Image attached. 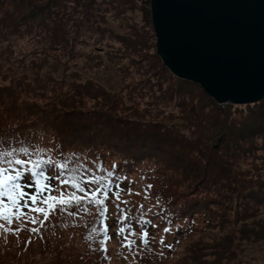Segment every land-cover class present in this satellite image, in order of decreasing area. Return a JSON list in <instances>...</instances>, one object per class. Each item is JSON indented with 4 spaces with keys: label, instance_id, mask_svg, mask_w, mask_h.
Wrapping results in <instances>:
<instances>
[{
    "label": "trees",
    "instance_id": "16d2710c",
    "mask_svg": "<svg viewBox=\"0 0 264 264\" xmlns=\"http://www.w3.org/2000/svg\"><path fill=\"white\" fill-rule=\"evenodd\" d=\"M150 8V0H0V44L6 43L0 46V98L7 95L21 109L29 106L35 97L30 90L37 86L59 96L47 98L42 104L33 103L26 111L25 122L20 120L21 112L4 118L2 114L8 108L0 105V152L26 147L30 153L39 151L45 159L67 160L68 167L61 175L64 178L70 169H76L74 175H77L78 162L74 161L83 153L97 160H111L115 165L114 178L117 174L145 171L144 181L153 183L154 176L146 167L154 162L165 166L170 176L164 170L167 179L162 184L169 187L170 179L180 182L178 194L162 211L141 218L145 227L134 219L132 228L148 230L157 221L172 226L166 223L169 222L177 228L173 229L178 238H182L199 226L194 219L233 204L236 217L232 219L231 229L234 231L216 244L213 260H201L199 255L195 264H226L223 260L231 264L233 259L243 263L245 259L238 256H244L245 244L264 242V226L247 227L244 222L264 214V176L252 170L264 169L260 152H264V99L250 103L246 114L235 117L239 111L236 104L219 103L199 83L174 74L157 52ZM138 14L144 30L138 28ZM146 29L150 30V36ZM17 38L31 41L33 54L42 57L36 78L26 89L18 87L27 76H13L15 67L12 75L3 69L15 62L16 52L11 44ZM137 54L138 60L134 57ZM23 61L18 60L19 71L24 69L20 66H27ZM77 61L92 70L112 63L124 71L126 62L136 64L138 78L146 77L141 88L150 91L152 98L174 104L176 108L173 107L166 120L159 119L164 112L160 107L154 111L151 104L144 110L128 105L119 92L87 78L79 70L69 71L71 62ZM61 66L64 68L60 70ZM126 74L132 76L131 72ZM13 78L17 87H13ZM154 87L158 88V95ZM129 88L134 91L137 87ZM88 99L94 100L92 107L84 110L74 106ZM29 111L34 112V118ZM17 155L28 158L19 151ZM246 158L252 167L245 164ZM258 159L261 161L255 162ZM80 170L91 171L87 164L81 165ZM46 172L53 177L54 188L59 184L55 176L60 170L46 166ZM112 181L109 195L119 185ZM25 191L32 194L36 189L26 187ZM40 195L45 197L48 193ZM233 198L236 201L231 203ZM20 204L26 210L25 200ZM27 204H31L30 199ZM240 222L243 226L239 227ZM28 247L25 251L22 247L13 249L14 264L20 263L21 252L25 264L29 263ZM39 253L47 252L41 249ZM105 258L106 254L99 251L97 257L91 256L85 262L106 264Z\"/></svg>",
    "mask_w": 264,
    "mask_h": 264
},
{
    "label": "rangeland",
    "instance_id": "374dc122",
    "mask_svg": "<svg viewBox=\"0 0 264 264\" xmlns=\"http://www.w3.org/2000/svg\"><path fill=\"white\" fill-rule=\"evenodd\" d=\"M137 17L138 28L143 29V21L141 15L138 14ZM146 28H150L147 26ZM144 30V29H143ZM150 36V30L146 29L145 31ZM4 40H1L3 42ZM24 43V45H23ZM6 43H1L0 46H4ZM12 47L16 52L15 62L3 66L4 70H9L11 75L13 73V68L15 67L17 71L13 76H27L23 79L24 83L22 86L19 85L18 88H28L31 85V82L35 80V73L39 69V62L42 57H37L36 54H33L31 41L24 42L23 38H17L12 41ZM92 47L89 46L90 49ZM154 51V48L153 50ZM138 60V54L134 55ZM24 59L23 63H26L27 66H20L24 68L22 71L18 70V60ZM66 60V59H65ZM107 62H111L107 59ZM30 63H33L32 65ZM64 66H61L60 70ZM138 66L136 64L129 65L126 62L123 67L124 71L120 69L119 65H114L108 63L106 66L97 69H87L83 67V62H71V67L69 71L76 69L82 72L87 78H91L94 81L104 85L106 88L119 92L123 101L133 107H138L139 109L144 110L145 107H148V104L154 108V111H157V108H162L164 112L161 114L160 118L168 120V114L174 109V104H167L165 102H160L159 100L152 98L147 90L141 88V85L145 82L144 78H138L137 73ZM47 70V69H46ZM131 72L129 74H126ZM1 79V76H0ZM14 86L17 87L18 83L15 82L16 78H13ZM1 81V80H0ZM17 83V85H16ZM141 83V84H140ZM166 84V83H165ZM164 84V85H165ZM166 86V85H165ZM41 87V86H40ZM40 87L37 86L35 90H30L35 97L28 104L26 108H17L16 103L10 99L8 96L0 98V105L4 108H8L2 116L7 118L15 112H21L20 120L25 122L26 120V111L31 108L33 103H44L47 98L58 99V95H53V92H46L40 90ZM129 87H137L132 91ZM30 88V87H29ZM141 88V89H139ZM156 89L155 95H158L160 92L158 88ZM151 93V92H150ZM3 96V95H2ZM89 101L76 102L74 106L80 107L82 109H88L92 107L94 100L88 99ZM157 101V103L155 102ZM236 104V103H234ZM246 104H236L235 108H239V111H236L235 117L246 114L247 105ZM17 109H19L17 111ZM167 112V114H165ZM34 118V112L29 111ZM164 116V117H163ZM6 119V120H7ZM264 157V152L260 151ZM194 153V152H193ZM192 153V154H193ZM78 156L75 158L74 162H78L77 165V177L81 171V165H89L91 171L89 174L95 173L96 175L107 176V172L112 169V161L105 158L97 160L96 158L86 155ZM195 154V153H194ZM234 162L237 160L233 159ZM247 165H251L250 160L246 158ZM261 160H256L255 162H260ZM103 166L101 168L100 166ZM154 162L150 163L148 168L149 174L154 176L153 183H148L144 181L145 171L137 172H127L124 174H117L115 178L112 176L110 179L114 180L115 183L121 184L123 187L113 190V194L109 195L107 201V213L102 216L101 212L103 211L102 207H98L92 204L89 200L83 201L81 204H67L59 205L57 204L55 210L50 211L47 219L44 218L42 213H36L29 207L31 204H27L26 210H23L26 213L25 216L16 218L13 216L11 218V223L5 215H0V263L1 264H14V259L12 257V251L16 248H21L27 250L29 257L28 264H58L63 262L66 264H81V261L84 264H87L85 260L89 261V257L98 256L99 251L106 254L105 263L106 264H195V257L200 255L201 260H213L215 257V248L217 243L222 241V238L228 233H232L234 230L233 221L236 217V210L233 204L230 208L219 207V212L201 216L194 221L199 225L194 231L190 232L187 236L178 238L179 235L176 234L177 228L174 227L173 223L166 222L172 226H168L164 223L158 224L155 223L153 226L149 227L148 231V244L145 245L143 240V231L140 227L138 229L132 228L131 222H134V219L140 223V226L145 227L141 223V218H150L154 213L162 211L169 203L174 200L176 194L179 192L181 186L180 182L175 183L174 179H170L169 187L162 184V181H165L166 175L170 176V171L165 166H159ZM247 167V166H244ZM252 167V165H251ZM107 170V171H105ZM165 174L164 175V171ZM256 175L264 176V169L256 170ZM88 171V170H87ZM68 179L66 174L65 178ZM52 191V195H59L60 192L65 194L76 191L71 185L60 184L58 182ZM80 183L83 185L85 182L80 180ZM126 185V186H125ZM148 185L154 186L153 188H148ZM87 187H92V185H87ZM132 189V193H128V189ZM120 193V200H117L115 193ZM139 193V194H137ZM78 195H83V193H77ZM172 196V197H171ZM46 197V196H45ZM215 194H214V197ZM5 203H10L8 200L4 199ZM122 201H127L128 203H122ZM236 198H233L231 203H234ZM120 204V210H117L116 205ZM143 205V207H141ZM38 206L47 207L44 204H41L38 200ZM217 209V210H218ZM13 212H16L17 209H12ZM101 217V218H100ZM126 217V218H121ZM262 217V218H261ZM139 218V220H138ZM35 219L36 224L31 223V220ZM247 223V227H256L261 228L264 226V214H259L257 218H247L244 219ZM182 222L184 220H181ZM185 222V221H184ZM71 223V226L69 225ZM72 223H76L73 225ZM135 224V223H134ZM187 225L186 223H184ZM239 227L243 224L242 222L238 223ZM68 225V227H67ZM107 225V229L105 226ZM236 226V224H235ZM190 229L192 228L191 226ZM32 228H37V232H32ZM123 228L124 232H120L119 229ZM168 228V232L163 230ZM175 228L176 230H174ZM193 229V228H192ZM18 230V231H17ZM182 231L181 229H178ZM107 232V235L110 237L108 241H104V235ZM134 234H130L133 233ZM178 233V232H177ZM238 235V233H236ZM127 236L129 240H134L135 243L130 247L125 246L124 237ZM163 239V243L161 240ZM235 242H238L236 236L234 235ZM233 239V240H234ZM30 241V242H29ZM171 245V247H168ZM105 247L107 251H105ZM245 254L244 256H238L244 258L242 262L231 261V264H264V242L256 243L254 245L245 244ZM47 252L46 254L39 253L40 250ZM239 248L236 249L237 255H239ZM31 251H35L36 254H32ZM24 252H21V258L19 264H25L23 261ZM46 255V257L44 256ZM239 260V258H238ZM224 263H228L227 260H223Z\"/></svg>",
    "mask_w": 264,
    "mask_h": 264
},
{
    "label": "water",
    "instance_id": "95a60500",
    "mask_svg": "<svg viewBox=\"0 0 264 264\" xmlns=\"http://www.w3.org/2000/svg\"><path fill=\"white\" fill-rule=\"evenodd\" d=\"M157 52L219 103L264 99V0H150Z\"/></svg>",
    "mask_w": 264,
    "mask_h": 264
},
{
    "label": "snow or ice",
    "instance_id": "6c2138e0",
    "mask_svg": "<svg viewBox=\"0 0 264 264\" xmlns=\"http://www.w3.org/2000/svg\"><path fill=\"white\" fill-rule=\"evenodd\" d=\"M17 151L23 153L28 158H22L17 155ZM32 156H36V159H32ZM46 166H54L60 170L55 176V179L60 182V184L71 185L76 191L65 194L60 192L59 195H52L53 186L51 185L52 176L48 175L46 172ZM68 167L67 160L63 162L54 161L51 157L45 159L43 156L39 155V151L29 152L28 148L20 147L18 150L13 149L7 152H0V215H5L11 223V218L15 216L20 218L25 216L26 213L20 211L21 209V200H25V206L27 205V199L31 200V205L29 207L36 213H42L44 218L47 219L50 211L55 210L57 204L67 205V204H76L79 205L83 201L89 200L92 204L102 207L103 211L101 215L104 216L107 213V201L109 199L110 185L113 181L110 179L114 174L111 171L107 172V176L96 175L94 172L89 174V171H81L79 176L74 175L76 169H70L68 172V179H61L63 170ZM103 168V166H100ZM111 167H115L112 165ZM50 167L48 171H50ZM107 171V170H105ZM28 174V175H26ZM34 179V183L32 182ZM80 180H83L85 183L82 185ZM87 185H92V187H87ZM35 187L36 191L32 194H29L25 191V188ZM119 188V185H116ZM151 185H148V188H151ZM128 193H132V189L129 188ZM47 192L46 197L41 196L40 194ZM77 193H83V195H78ZM139 194V193H137ZM4 197H7V200L10 203H5ZM115 197L117 200H120V193L116 192ZM38 200L41 204L46 205L47 207L38 206ZM122 203H128L127 201H122ZM143 207V205H141ZM117 210H120V204L116 205ZM12 209H17L16 212H13ZM126 218V217H121ZM31 223L36 224L35 219L31 220ZM155 226V225H154ZM107 229V225L105 226ZM18 231V230H17ZM32 232H37V228H32ZM120 232H124V229H119ZM164 232H168L169 229L165 228ZM130 234H134L130 233ZM143 236L145 239L143 243L148 244V231L145 229L143 231ZM110 237L105 232L104 241H108ZM125 246L130 247L135 243L134 240H129L127 236L124 237ZM30 242V241H29ZM163 243V239L161 240ZM171 247V245H168ZM105 251L107 248L105 247Z\"/></svg>",
    "mask_w": 264,
    "mask_h": 264
}]
</instances>
